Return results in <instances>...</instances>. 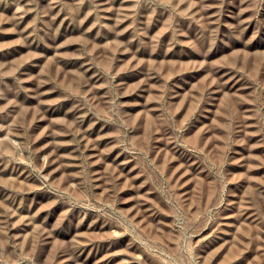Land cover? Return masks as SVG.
<instances>
[{
    "label": "rangeland",
    "instance_id": "374dc122",
    "mask_svg": "<svg viewBox=\"0 0 264 264\" xmlns=\"http://www.w3.org/2000/svg\"><path fill=\"white\" fill-rule=\"evenodd\" d=\"M0 264H264V0H0Z\"/></svg>",
    "mask_w": 264,
    "mask_h": 264
}]
</instances>
